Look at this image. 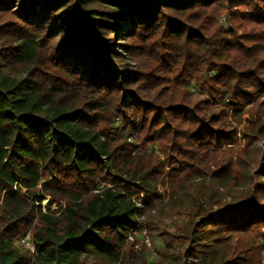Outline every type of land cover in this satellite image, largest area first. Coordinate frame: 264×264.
Segmentation results:
<instances>
[{
	"label": "trees",
	"instance_id": "obj_1",
	"mask_svg": "<svg viewBox=\"0 0 264 264\" xmlns=\"http://www.w3.org/2000/svg\"><path fill=\"white\" fill-rule=\"evenodd\" d=\"M218 1L0 0V264H150L123 238L141 220L151 228L165 207L201 200L206 208L191 209L172 235L184 259L264 264L263 102L231 171L167 172L212 164L199 157L221 132L223 111L208 114L210 100L193 99L188 85L202 94L208 85L212 109L264 97V50L250 40L264 34V13L239 33L244 25L216 27L209 10ZM171 76L184 88L165 85ZM53 174L68 195L58 216L35 209ZM33 220L30 253L16 240Z\"/></svg>",
	"mask_w": 264,
	"mask_h": 264
},
{
	"label": "rangeland",
	"instance_id": "obj_2",
	"mask_svg": "<svg viewBox=\"0 0 264 264\" xmlns=\"http://www.w3.org/2000/svg\"><path fill=\"white\" fill-rule=\"evenodd\" d=\"M251 4L243 6V7H233L229 0H219L215 7L211 10L213 13V22L215 23L216 27H223L224 29H230V26L235 25H244L242 29L239 30V33H246L250 32L252 28L256 25L253 17H257L256 15H263V7L262 3L259 0H252ZM254 3H256L254 5ZM258 3V4H257ZM216 12V13H215ZM260 17V16H259ZM232 21V25L229 22ZM241 23V24H240ZM251 35V34H250ZM250 40L252 42H257V51L264 50V34L257 36H251ZM251 44V43H250ZM158 46H156L157 48ZM150 55H153V51L150 52ZM212 75V74H211ZM175 78L171 76L169 81L166 82L165 85H171V87H175L176 89H183L181 83L175 82ZM161 86L160 88H162ZM188 89L190 93L193 95V99H208L210 100V105H213L211 99L208 97L209 86L205 87V93H200L199 89L195 86V82L188 85ZM251 93V92H250ZM127 105L131 102V98H127ZM264 103V97L258 101V103H253L251 105H247L246 107H238L236 109H232L233 107L227 108H213L209 105H205L206 111L208 114L215 113L218 115L221 111H223L224 115H228L227 118L223 117V113L220 114L221 120L219 124H217L216 129L221 131L218 137L216 138L215 143L217 142V147L213 148L210 152L205 153L204 155L201 154L199 157L211 161L208 166L201 165L196 163H185V164H178L174 163L167 169V172H170L173 168H188L186 173H194L198 172L205 173L210 170V172H214L219 169L221 173H225L227 171H231L235 167V163L237 162V155L241 153V151L245 148L247 144L245 140V127L248 125L247 119L249 118L250 114L252 116H259V104ZM242 106V105H241ZM239 111L244 114L243 117L240 118V115L233 116V114ZM263 111V110H262ZM207 114V115H208ZM242 122V124H239ZM263 149V142L259 144L253 145L252 149ZM156 155H159V152L156 151ZM160 159H164L162 155H159ZM198 154L196 155V157ZM182 159V158H181ZM178 161H181L180 159ZM218 165V166H217ZM60 179L57 174L50 175L46 178L39 186L42 189L41 194L45 195V200L36 206V212L39 210L43 213H52L58 216L63 209V207L67 204V194L63 193V188H56L54 187L59 183ZM99 180L97 181V183ZM195 183H200L197 180ZM104 184V183H102ZM213 188L216 187L213 186ZM86 189V188H85ZM84 189V190H85ZM159 192L163 196V204H166L170 198V192L166 185H162L159 187ZM242 189L235 190L232 192L231 195H238ZM88 191V190H87ZM217 191V190H216ZM219 193H225L221 190H218ZM26 190L22 189L21 195H24ZM85 192V191H84ZM95 193L93 191L88 192L87 195ZM140 198H143V194H139ZM189 199V197H187ZM198 208H206L207 201L201 200L198 202ZM197 206L188 205V201L185 202V207H177L173 210L164 208V212H156L153 217V222L151 228L147 227L145 224V220H141L137 225V229H143V231L135 230L132 234L128 237L123 238V241L131 247L134 253L144 252L150 264H158L161 261V252L168 251L171 253L174 258L171 260V264H199V260L187 258L184 259V254H182L181 248L177 245L176 241L172 238V235L176 233L177 227L183 225L188 222L189 219V212L198 209ZM0 215H2V211H0ZM36 220H33V223L24 225L21 227L23 236L16 240V246L21 250L30 251L29 246H35L34 238H33V229ZM143 223V224H142ZM29 226V227H28ZM144 226L143 228H141ZM26 227V228H24ZM264 231V228H262ZM229 241L233 244L236 241V238L233 236H227ZM23 240L25 242L23 243ZM181 255V256H180ZM178 257H182L179 259Z\"/></svg>",
	"mask_w": 264,
	"mask_h": 264
},
{
	"label": "built area",
	"instance_id": "obj_3",
	"mask_svg": "<svg viewBox=\"0 0 264 264\" xmlns=\"http://www.w3.org/2000/svg\"><path fill=\"white\" fill-rule=\"evenodd\" d=\"M24 242H25V240H23V243H24ZM28 247H29V249L31 250L32 253H35V248H34L33 246H29V245H28Z\"/></svg>",
	"mask_w": 264,
	"mask_h": 264
}]
</instances>
